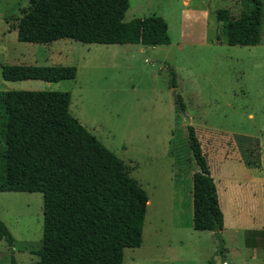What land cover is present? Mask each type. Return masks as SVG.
Masks as SVG:
<instances>
[{
    "label": "rangeland",
    "instance_id": "374dc122",
    "mask_svg": "<svg viewBox=\"0 0 264 264\" xmlns=\"http://www.w3.org/2000/svg\"><path fill=\"white\" fill-rule=\"evenodd\" d=\"M204 1L129 0L124 21L156 14L168 24L169 44L145 46L19 41L16 25L29 0H0V91L70 92L71 115L123 161L148 195L142 243L124 249L122 264H264V14L258 45H228L215 12L228 8L238 17L241 0ZM187 8L204 11L205 24L200 17L183 22ZM13 64L73 65L77 73L57 82L6 81L1 67ZM185 116L216 184L221 240L216 230L192 226L198 167ZM0 219L14 238L13 246L0 240V264L35 263L42 194L0 191Z\"/></svg>",
    "mask_w": 264,
    "mask_h": 264
},
{
    "label": "trees",
    "instance_id": "16d2710c",
    "mask_svg": "<svg viewBox=\"0 0 264 264\" xmlns=\"http://www.w3.org/2000/svg\"><path fill=\"white\" fill-rule=\"evenodd\" d=\"M129 0H29L16 25L17 39L51 43L73 39L95 44L166 45L168 24L152 14L124 21ZM262 0H241L238 17L218 8L228 45H258ZM73 65L13 64L6 81L74 79ZM171 86L176 88L172 72ZM68 91H0V191L40 192L42 245L33 264H122L125 248L142 243L148 206L145 189L123 161L71 115ZM176 102L184 108L177 94ZM188 142L198 170L192 175V226L220 231L224 215L215 181L194 126ZM0 240L14 238L0 219ZM11 261L15 263L12 257Z\"/></svg>",
    "mask_w": 264,
    "mask_h": 264
},
{
    "label": "crops",
    "instance_id": "0c3cea01",
    "mask_svg": "<svg viewBox=\"0 0 264 264\" xmlns=\"http://www.w3.org/2000/svg\"><path fill=\"white\" fill-rule=\"evenodd\" d=\"M189 2H191V3H198V2H201V3H203V2H205L204 0H192V1H188V0H183V4L185 5V6H187L188 4H189ZM204 15H205V12L204 11H201ZM203 14H200L198 11H196V9H188L187 8V10H185L184 12H183V22H184V20H186V18H189L190 19V21H193V20H195L197 17H200L201 19H197V22L199 23V21H200V24L201 25H203V24H205V23H203V21L205 20L204 19V15ZM194 18V19H193ZM191 19H193V20H191ZM199 20V21H198ZM130 44H132V43H130ZM143 45V44H142ZM167 45V44H166ZM145 46H150V45H145ZM155 46H157V45H155ZM29 80H32V79H29ZM148 203H149V200H148ZM259 229H257V231H258ZM259 240H261V238H259Z\"/></svg>",
    "mask_w": 264,
    "mask_h": 264
},
{
    "label": "water",
    "instance_id": "95a60500",
    "mask_svg": "<svg viewBox=\"0 0 264 264\" xmlns=\"http://www.w3.org/2000/svg\"><path fill=\"white\" fill-rule=\"evenodd\" d=\"M185 120H186V124L189 125L190 119L187 116H185ZM224 264H226V263H224Z\"/></svg>",
    "mask_w": 264,
    "mask_h": 264
}]
</instances>
